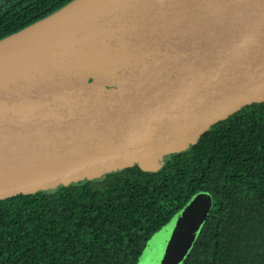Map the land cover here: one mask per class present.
Instances as JSON below:
<instances>
[{
    "label": "water",
    "instance_id": "water-1",
    "mask_svg": "<svg viewBox=\"0 0 264 264\" xmlns=\"http://www.w3.org/2000/svg\"><path fill=\"white\" fill-rule=\"evenodd\" d=\"M264 102V0H72L0 39V200L133 165L158 171ZM193 195L147 246L181 264L211 209Z\"/></svg>",
    "mask_w": 264,
    "mask_h": 264
},
{
    "label": "trees",
    "instance_id": "trees-1",
    "mask_svg": "<svg viewBox=\"0 0 264 264\" xmlns=\"http://www.w3.org/2000/svg\"><path fill=\"white\" fill-rule=\"evenodd\" d=\"M72 0H0V39ZM197 193L211 209L181 264H264V102L213 124L155 172L138 165L0 200V264H137Z\"/></svg>",
    "mask_w": 264,
    "mask_h": 264
},
{
    "label": "rangeland",
    "instance_id": "rangeland-1",
    "mask_svg": "<svg viewBox=\"0 0 264 264\" xmlns=\"http://www.w3.org/2000/svg\"><path fill=\"white\" fill-rule=\"evenodd\" d=\"M137 264H153L151 261V254H150V251L148 250L147 244L144 247L139 257Z\"/></svg>",
    "mask_w": 264,
    "mask_h": 264
}]
</instances>
